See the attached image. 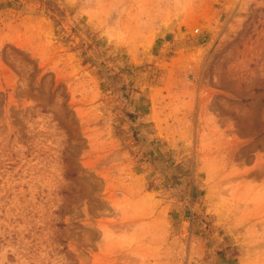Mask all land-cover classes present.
Masks as SVG:
<instances>
[{"label":"rangeland","instance_id":"obj_1","mask_svg":"<svg viewBox=\"0 0 264 264\" xmlns=\"http://www.w3.org/2000/svg\"><path fill=\"white\" fill-rule=\"evenodd\" d=\"M0 264H264V0H0Z\"/></svg>","mask_w":264,"mask_h":264},{"label":"trees","instance_id":"obj_2","mask_svg":"<svg viewBox=\"0 0 264 264\" xmlns=\"http://www.w3.org/2000/svg\"><path fill=\"white\" fill-rule=\"evenodd\" d=\"M85 61H86V62H91V59H90V58H85ZM126 116H128V117L131 119V122L135 121V119H136V118H135L136 115L133 117V115L127 114ZM148 155H149V157H150V162H151V163L155 164L156 162H158V158L155 157V155H154L153 152H150ZM170 168H171V167H166V168L163 169L162 171L167 172V171L170 170ZM173 171H174V170H173ZM170 174H171V175H170V178H171L172 184H173V185L178 184V182H180V181H178V179H176V174H175L174 172H171Z\"/></svg>","mask_w":264,"mask_h":264}]
</instances>
